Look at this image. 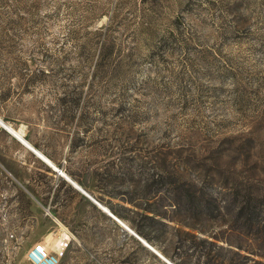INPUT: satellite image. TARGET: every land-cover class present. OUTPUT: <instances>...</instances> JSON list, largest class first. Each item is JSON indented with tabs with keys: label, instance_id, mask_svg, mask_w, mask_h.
<instances>
[{
	"label": "rangeland",
	"instance_id": "obj_1",
	"mask_svg": "<svg viewBox=\"0 0 264 264\" xmlns=\"http://www.w3.org/2000/svg\"><path fill=\"white\" fill-rule=\"evenodd\" d=\"M0 122L40 155L0 126V264L59 226L61 264H166L132 233L176 264L152 212L264 264V0H0ZM177 187L232 224L169 206Z\"/></svg>",
	"mask_w": 264,
	"mask_h": 264
},
{
	"label": "trees",
	"instance_id": "obj_2",
	"mask_svg": "<svg viewBox=\"0 0 264 264\" xmlns=\"http://www.w3.org/2000/svg\"><path fill=\"white\" fill-rule=\"evenodd\" d=\"M104 35V34H103ZM51 161L55 162L51 156H46ZM48 172H51L48 167L45 166ZM1 173V171H0ZM242 193V192H241ZM240 194V193H239ZM234 196L238 194H233ZM243 198L249 203L250 200H252V193L250 190H245L244 193L241 194ZM186 200L189 201L191 204V208L189 210V218H194L193 215L197 214V217H199V222L203 223V220L205 222H213L216 223L218 226H227L229 227L230 224H232L231 216L228 213V208L226 206H214V208L211 207L210 204H200L199 202H195L194 199V193H191L189 189H185L183 187H177L173 190V196L171 199V203L169 206H173L174 209L180 208L182 201ZM229 205V204H228ZM225 209V211H223ZM195 217V218H197ZM151 225H154L158 227L159 229H164L163 235L165 236V240L168 241V244L170 246H173L174 250H178L179 253H177L178 258H174L173 256H169L170 260L173 261L176 264H191V257L192 255L189 254V252L193 249L196 252V262L194 264H200V259L203 258L202 264H222V262H225L228 260L227 264H238L236 261H234V258L249 260V257L241 254L239 250H233L231 248H225L223 245L218 244V242H225L228 245L231 246V243L228 241H223L222 237L218 235L213 236H207L206 238H198L194 234H189L187 232H180L178 229L172 227L169 228L167 224L160 221L162 217L158 215L155 212H152L150 216L144 217ZM159 218V219H158ZM131 226L139 232V234L143 235L147 240H150L147 233L143 228H141L136 221L129 219ZM193 229L196 226L194 223H190ZM193 225V226H192ZM197 228V227H196ZM199 234H203L201 229H195ZM198 239L199 243L207 246L209 249L206 251L199 250L197 245L194 246H186L185 242L186 239ZM237 249L240 247L235 246ZM205 248V247H204ZM167 252V251H163ZM213 253V255H212ZM229 256V258H227ZM180 258V259H179Z\"/></svg>",
	"mask_w": 264,
	"mask_h": 264
},
{
	"label": "built area",
	"instance_id": "obj_3",
	"mask_svg": "<svg viewBox=\"0 0 264 264\" xmlns=\"http://www.w3.org/2000/svg\"><path fill=\"white\" fill-rule=\"evenodd\" d=\"M132 234L138 240H141L134 233ZM56 235L57 236L54 240V244L51 250L46 246L40 244L34 246L28 257L30 264H61L62 259L65 257L67 251L69 250L74 236L66 228L60 226Z\"/></svg>",
	"mask_w": 264,
	"mask_h": 264
},
{
	"label": "water",
	"instance_id": "obj_4",
	"mask_svg": "<svg viewBox=\"0 0 264 264\" xmlns=\"http://www.w3.org/2000/svg\"><path fill=\"white\" fill-rule=\"evenodd\" d=\"M0 126L6 130L7 132H9L11 134V136L15 137L17 140H19L22 144H24L25 146H27L28 148H30L33 153L37 156H40L38 152H36L33 148H31L22 138H20L19 136L15 135L14 133H12L9 129L6 128V126H4V124H0ZM48 164L47 166L56 174L61 175V172L58 171L57 169L54 168V166H52L48 161H46ZM69 182L76 188H78L72 181L69 180ZM91 202H93L102 212L106 213L110 218L114 219L116 222L120 223L113 215H111L105 208H103L99 203H97L93 198H91L86 192H84L83 190H81L80 188H78ZM121 224V223H120ZM123 227L125 228V230H127L128 232L132 233L127 227H125L123 225ZM140 242H142L144 244L145 247H147L152 253H154L157 257H159L163 262H165L166 264H172L169 261H167L165 258H163L161 255H159L154 249H152L150 246H148L145 242H143L142 240H139Z\"/></svg>",
	"mask_w": 264,
	"mask_h": 264
},
{
	"label": "crops",
	"instance_id": "obj_5",
	"mask_svg": "<svg viewBox=\"0 0 264 264\" xmlns=\"http://www.w3.org/2000/svg\"><path fill=\"white\" fill-rule=\"evenodd\" d=\"M30 151V150H29ZM31 152V151H30ZM33 155L34 156H36L34 153H33ZM37 157V156H36ZM38 158V157H37ZM40 160V159H39ZM45 164V163H44ZM46 165V164H45ZM47 166V165H46ZM48 167V166H47ZM49 168V167H48ZM50 169V168H49ZM67 181V180H66ZM64 186L66 187V186H70L73 190H77L76 188H74V186L69 182V181H67L66 183H64ZM35 196V194L33 193V197ZM86 197V196H85ZM36 199V198H35ZM37 201V200H36ZM37 205H41V203L39 202H37ZM42 206V205H41ZM54 207V205H51V204H48L47 205V208L46 209H44L45 210V212L47 213V214H50L52 217H53V219H57L56 217H55V215H56V213L53 211V210H51L52 208Z\"/></svg>",
	"mask_w": 264,
	"mask_h": 264
},
{
	"label": "bare ground",
	"instance_id": "obj_6",
	"mask_svg": "<svg viewBox=\"0 0 264 264\" xmlns=\"http://www.w3.org/2000/svg\"><path fill=\"white\" fill-rule=\"evenodd\" d=\"M0 124H1V122H0ZM12 133H14L15 135H17V136H19L20 137V134L18 133V132H14L13 130H10ZM54 171V170H53ZM61 175H62V173H61ZM76 185V184H75ZM77 186V185H76ZM78 187V186H77ZM74 188H76V187H74ZM79 188V187H78ZM77 188V189H78ZM79 190V189H78ZM80 191V190H79ZM81 192V191H80ZM103 207V206H102ZM104 208V207H103ZM109 212V211H108ZM106 214V213H105ZM111 214V213H110ZM107 215V214H106ZM112 215V214H111ZM122 226H123V224H121ZM143 241V240H142ZM149 246V245H148Z\"/></svg>",
	"mask_w": 264,
	"mask_h": 264
}]
</instances>
